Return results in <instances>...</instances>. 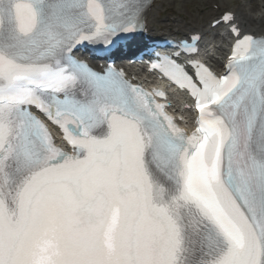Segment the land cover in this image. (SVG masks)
<instances>
[{
  "label": "snow or ice",
  "instance_id": "1",
  "mask_svg": "<svg viewBox=\"0 0 264 264\" xmlns=\"http://www.w3.org/2000/svg\"><path fill=\"white\" fill-rule=\"evenodd\" d=\"M152 6L0 0V264H264V35L215 4L223 73L203 28L157 56L188 130L163 92L76 56L111 57Z\"/></svg>",
  "mask_w": 264,
  "mask_h": 264
},
{
  "label": "rangeland",
  "instance_id": "2",
  "mask_svg": "<svg viewBox=\"0 0 264 264\" xmlns=\"http://www.w3.org/2000/svg\"><path fill=\"white\" fill-rule=\"evenodd\" d=\"M206 2L207 0H160L158 13L154 17L156 22L153 24L164 30L169 24L168 17L174 16L183 26L192 23L206 29L205 22L210 14V6ZM222 2L225 9L234 11L236 16L239 15L238 7H241L247 17L253 18L250 23L241 21L246 28L264 29L261 23V20L264 19V0H222ZM221 36H223V33L217 30L208 34L206 40L214 49L211 51L212 54H215L220 47L225 46V37L221 38ZM215 48L218 49L215 51Z\"/></svg>",
  "mask_w": 264,
  "mask_h": 264
},
{
  "label": "bare ground",
  "instance_id": "3",
  "mask_svg": "<svg viewBox=\"0 0 264 264\" xmlns=\"http://www.w3.org/2000/svg\"><path fill=\"white\" fill-rule=\"evenodd\" d=\"M160 0H153V6L152 8L148 11L147 13V19H146V27L148 29V34H150L151 36H157L159 34L158 31H160V28H157L156 26L154 27L155 21V15L158 13L159 7H160ZM208 4L210 6H212L211 8V15H219L218 12H213V7L215 4H220V9L221 11L224 10V4L222 3V0H208ZM239 16L241 17V19L243 21H246L247 23H250L251 21H253V18L251 17H247V15L245 14V12L240 9L239 10ZM171 21L169 26H166V32H168L170 35H180L181 33H183L184 31L189 30L190 28H198L199 27L197 25H193L192 23L187 26L184 27L183 25H181L179 22H177L176 19H169ZM262 25L264 26V19L261 20ZM258 32H262L264 33V29L263 28H259L257 29ZM215 58H218L217 56ZM214 64H217V61H214Z\"/></svg>",
  "mask_w": 264,
  "mask_h": 264
}]
</instances>
